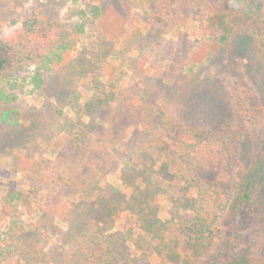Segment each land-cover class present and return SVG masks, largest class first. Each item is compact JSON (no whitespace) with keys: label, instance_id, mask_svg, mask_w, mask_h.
Listing matches in <instances>:
<instances>
[{"label":"trees","instance_id":"16d2710c","mask_svg":"<svg viewBox=\"0 0 264 264\" xmlns=\"http://www.w3.org/2000/svg\"><path fill=\"white\" fill-rule=\"evenodd\" d=\"M28 1L0 0V124L16 130L27 129L28 137L18 142L21 145L28 141L27 149L42 133L45 142L60 135L66 127V119L62 118V110L51 107L46 114L36 112L23 120L19 97L17 93L6 92V84L14 74L28 69L33 73L31 93L40 96L49 90L55 76L61 78L62 87L68 81H77L80 75L71 76L77 71L74 53L86 31L85 21L45 20L37 8L26 9L24 4ZM149 1L154 2L161 13L171 16L189 10L199 30L206 31L203 20L209 0ZM240 1L250 13L258 15L262 28L259 36L250 37L228 30L225 46L229 47L234 37L239 46L249 43L252 37L257 41V55L263 61L264 0ZM100 14V7L94 6L93 18ZM113 56L117 64L103 61L99 68L105 83L116 86L123 77V64L118 56ZM13 88L18 86L13 84L10 89ZM70 90L74 93H69L65 103L74 116H79L84 110L81 93L74 91L73 86ZM113 94L127 116L132 121L139 120L141 129L128 144L122 142V134L113 132L112 126L108 131L79 129L72 136V149L65 150L62 145L54 160L37 156L35 152L27 153L28 164L21 177L27 187L18 188L11 182L5 188L0 216L4 221L0 229V264H42L47 255L44 240L55 233L66 247L58 252L59 264H133L117 252L114 235L106 234V228L93 219H86L78 213L75 202L65 199V194L69 193L81 200H91L102 164L122 158L123 165H129L136 158L130 151L153 161L160 160L170 180L153 176L150 185L165 192L173 203L182 204L189 190L195 187L189 219L166 223L156 231L160 247L169 249V256L173 254L180 259L182 252V259L188 264H247L248 260L252 262L248 264H254L256 255L264 257V206L260 207L256 196L264 188L260 163L264 156L247 161L245 152L240 155L235 144L236 141L246 144L253 139L247 138L245 133L231 137L226 122L208 129L182 125L169 114L164 99L156 106L148 103L146 90L117 89ZM230 96L240 109L244 123H251L260 115L259 133H264V102L261 106L249 107L236 96V89ZM62 105L58 104L61 108ZM176 132L187 138L175 142L174 150L167 153L162 140L173 137ZM201 172H213L216 177L206 181L200 176ZM45 193V201L39 202ZM22 210L40 211L28 232L21 223ZM55 223L65 224L69 230L59 231ZM216 236L219 244L215 252L208 255L194 252L196 245ZM119 238L127 240L123 233Z\"/></svg>","mask_w":264,"mask_h":264},{"label":"rangeland","instance_id":"374dc122","mask_svg":"<svg viewBox=\"0 0 264 264\" xmlns=\"http://www.w3.org/2000/svg\"><path fill=\"white\" fill-rule=\"evenodd\" d=\"M24 5L26 9L37 8L45 20L85 21L86 31L74 53L77 71L71 76L80 75L77 81L70 79L62 87L61 78L55 76L49 90L40 96L31 93L33 73L28 69L14 74L6 84V92L17 93L19 97L23 120L36 112L46 114L51 107H56L62 110L66 127L52 141L45 142L43 133L38 135L27 149L28 141L18 144L28 137L27 129L16 130L0 124V216L6 186L12 182L18 188L27 187L21 180L28 164L27 153L35 152L37 156L54 160L62 145L65 150L72 149V136L79 129L108 131L112 126L115 134H122L124 144L130 142L142 124L139 120L132 121L123 111L113 94L117 89L146 90L148 103L153 106L164 99L169 114L185 126L208 129L226 122L231 137L245 133L253 139L246 144L236 141L240 155L245 152L247 161L251 162L261 154L264 156L260 115L253 122L244 123L240 109L230 96L236 89V96L249 107L261 106L264 102V59L261 61L257 55V41L251 37L249 43L239 46L234 37L230 46H225L228 30L248 37L259 36L262 22L242 1L209 0L203 20L207 25L205 32L191 20L189 10L171 16L161 13L149 0H30ZM94 6L100 7L101 13L96 19L92 15ZM113 55L123 64V77L116 86L105 83L99 68L103 61L117 64ZM13 84L18 88L10 89ZM72 86L82 96L84 110L79 116H74L65 103L69 93H74L70 90ZM58 104H63L62 108ZM255 135L260 137L254 139ZM186 138L179 132L164 138V151L172 152L174 143ZM130 153L136 158L129 165H123L122 158L102 164L91 200H81L69 193L65 199L75 202L78 213L95 220L106 228L102 227L106 234L117 238L116 248L122 259H129L133 264H188L182 259V252L180 259L173 254L169 256V249L160 247L155 234L166 223L189 219L195 187L189 190L182 204L173 203L165 192L150 185L153 176L170 180L160 160H150L134 151ZM260 163L264 176V158ZM200 176L206 181L216 177L213 172H201ZM47 193L40 196L39 202L45 201ZM256 196L260 207L264 206V188ZM21 212V223L28 232L40 211ZM55 224L59 231L69 230L65 224ZM3 226L4 221L0 219V229ZM122 233L127 236L125 242L119 240ZM57 235L50 234L44 240L47 255L42 264H59L58 252L66 247ZM218 244L216 236L193 250L199 255H208L216 251ZM254 260V264H264V257L256 255Z\"/></svg>","mask_w":264,"mask_h":264}]
</instances>
